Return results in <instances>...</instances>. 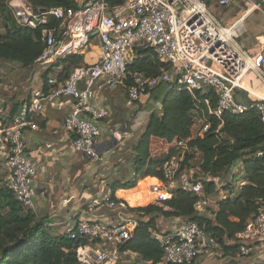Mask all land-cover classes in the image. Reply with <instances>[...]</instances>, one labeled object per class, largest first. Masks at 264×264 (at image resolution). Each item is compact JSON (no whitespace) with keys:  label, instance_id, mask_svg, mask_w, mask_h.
<instances>
[{"label":"built area","instance_id":"1","mask_svg":"<svg viewBox=\"0 0 264 264\" xmlns=\"http://www.w3.org/2000/svg\"><path fill=\"white\" fill-rule=\"evenodd\" d=\"M111 1L115 0H89L78 9L36 10L29 0H8L19 25L41 30L44 48L34 65L47 71L61 57L82 54L94 32L98 31L96 36L100 41V57L95 63L74 68L63 82L47 73L51 88L43 85L35 90L10 124L6 122L7 102L0 98V153L8 171L5 186L28 210L36 207L34 182L38 170L27 152L25 131L38 129L35 118L47 105L72 100L73 110L64 118L65 131L72 135L77 152L97 160V140L103 133L99 123L110 113L106 106L94 103V99L104 87L124 85L129 65L142 47L152 49L167 68L158 76L132 72V83L127 89L130 105L159 85L167 84L169 88L210 95L203 101L208 114L218 119L225 113L239 115L256 111L264 124V97L244 87L250 73L264 83V52L251 54L238 42L244 31L243 21L260 10L264 0H248L245 15L231 26H225L211 10L210 0H123L118 4ZM216 1L217 6L225 8L233 0ZM55 69L61 71L63 65ZM237 90L247 92L252 98L240 99ZM209 128L210 122L205 119L199 135H204ZM177 144L186 149L185 142ZM262 154L264 150L258 152ZM182 160L183 154L165 163L163 178L150 183L141 193V198H149L147 203L133 205L125 197L112 199V195H104L102 201L109 213L95 217L82 211L73 220L67 232L70 239L84 236L90 241L80 255V264H118L124 255L122 246L133 237L143 214L134 209L153 203L168 209L165 202L177 189L199 197L195 205L199 213L208 207L209 199L196 173L192 169L180 171ZM153 234L163 250L162 260L157 264H194L202 256L222 249L206 226L195 220H182L171 233ZM236 238L243 256L252 253L250 243H264V207Z\"/></svg>","mask_w":264,"mask_h":264},{"label":"trees","instance_id":"2","mask_svg":"<svg viewBox=\"0 0 264 264\" xmlns=\"http://www.w3.org/2000/svg\"><path fill=\"white\" fill-rule=\"evenodd\" d=\"M29 1L36 10L81 7L76 0ZM111 2L118 4L123 0ZM43 48L41 30L19 25L8 6V0H0V59L30 68ZM58 65H63V70L57 71L55 67ZM83 65H88L84 63L83 55L70 54L59 58L47 73L50 72L58 82H63L74 68ZM164 68H167V64L161 62L152 49L142 47L129 65V74L122 86L127 92L132 83V72L158 76ZM45 84L47 89L51 88L47 75ZM207 96L210 97L198 92L193 94L185 88H169L161 111L151 114L144 131L131 144L129 161L132 172H129V177L125 181L114 180L113 184L110 183L112 199H117V190L134 188L139 180L149 176L162 179L165 163L183 154L180 171L195 166V175L203 185L205 196L208 199L218 197L221 193L224 196L217 200L218 208L212 212V217L197 211L195 205L198 196L181 189L175 190L173 197L165 202L168 209L156 203L134 209L143 214L140 215L133 237L122 246V251L136 252L150 264L159 263L163 257L162 247L153 234L164 233L158 224L160 218L198 221L220 242L223 251L229 250V241H234L233 247L240 250L237 233L243 231L248 221L264 207V154L258 155V152L263 151L259 147L264 145V124L259 114L256 111L239 115L225 113L218 119L208 114L203 101ZM212 101L215 107V100ZM15 115L10 113L8 116L10 123ZM205 119L210 122V128L201 136L199 130ZM152 138L169 144L168 151L155 155ZM178 142H185L186 149ZM195 157L199 159L198 165H192ZM239 160L243 161V174L242 183L237 186L222 177L227 176ZM216 178L222 179L220 184ZM151 182L150 178L141 181L136 189L120 191V194L140 191ZM101 203L105 207V202ZM88 243L89 239L84 236L70 239L68 234L52 235L46 222L17 202L6 186L0 183V264H80V255Z\"/></svg>","mask_w":264,"mask_h":264},{"label":"crops","instance_id":"3","mask_svg":"<svg viewBox=\"0 0 264 264\" xmlns=\"http://www.w3.org/2000/svg\"><path fill=\"white\" fill-rule=\"evenodd\" d=\"M87 1L89 0H76L80 6L85 5ZM209 6L225 26H231L245 15L249 2L248 0H233L231 6L221 8L217 6L216 0H210ZM242 24L244 35L240 42L238 40L239 44L251 54L259 51L264 52V3H261L260 10L247 16ZM81 55L84 56V63L88 64L95 63L99 59L100 41L97 36L91 38L89 45ZM8 68L14 72H19L23 67L18 63L0 59V80L7 77L6 70ZM30 68L35 70V77L37 76L34 85L30 83L27 85V81L30 79L28 74L19 75L15 78V82L8 86L0 81V98L7 102L8 116L10 113L17 114L30 101L35 90L43 85L46 86L45 75L47 69L40 65H33ZM3 69H5V72L2 71ZM48 74L50 75V72ZM30 80H33V78L31 77ZM115 86L104 87V91L94 99V103L97 105L106 107L111 105V107H108L110 116L99 123L103 133L97 140L99 153L97 160L86 158L77 152L72 145V135L65 131L64 118L73 110L72 100H63L54 105H47L43 113L35 118L38 129H27L24 133L27 152L36 163L38 170V176L34 182L36 207L33 211L46 222L52 235H66L69 228L72 227L73 220L82 211H86V213L95 217L99 214L109 213L101 200L104 195L112 194L111 188L108 183L99 192L95 193L97 172L102 175L106 173V170H118L117 165H119L118 162H121V159L115 156L116 149H126L127 144L131 146L144 131L151 114L157 108L158 111L156 112L161 111L162 104L160 107L155 105L152 96L149 94L142 95L133 106L130 105L127 96L116 89ZM244 87L264 97V83L254 73L247 76ZM236 93L237 97L245 101L252 98L242 90H237ZM141 101L149 104L151 108L144 127V124L137 125L135 120L128 122L127 115L123 116L120 113L123 104L127 109H131L140 105ZM118 108L120 109L119 112H117ZM8 116L6 122L10 123ZM124 123L126 124L123 125ZM154 142H160L170 148L169 144L161 139L152 138V145ZM129 151H131V148ZM164 152L167 151L164 150ZM115 158H118V160L116 161ZM97 164L100 166L99 169ZM234 165L227 175L229 177L228 181H233L234 184L239 186L242 183L243 161L239 160ZM128 170L131 173L132 167L130 166ZM238 172L240 173L237 175ZM7 176L8 171L4 166L3 156L0 153V180L2 183H6ZM116 176L121 180L120 173H117ZM149 178L155 181L158 180L157 177L149 176L141 181H146ZM138 185L135 187H138ZM147 189L148 187L128 194H120V191L129 189H119L115 192V196L125 197L133 205L144 204L149 201V198L146 196L141 198V193ZM223 197L221 193L218 197L212 196L209 198L208 207L201 214L212 217V212L218 208L217 200L219 198L223 199ZM181 221L179 218H160L158 224L164 233H171L175 231ZM228 245L230 246L228 251L221 249L220 251L208 253L199 258L194 264H264V243L260 241L250 243L253 251L249 256L241 255L240 250L233 247L235 245L234 241H229ZM118 264H150V262L143 260L136 252L126 251Z\"/></svg>","mask_w":264,"mask_h":264},{"label":"rangeland","instance_id":"4","mask_svg":"<svg viewBox=\"0 0 264 264\" xmlns=\"http://www.w3.org/2000/svg\"><path fill=\"white\" fill-rule=\"evenodd\" d=\"M243 35L244 34L242 33L240 35V37L238 38L239 42L242 40ZM2 71L5 72V69H3ZM6 72L8 73L7 77L4 80L2 78L0 81H3L2 84H6L7 86L11 85L12 83H14L15 82V78H17L19 75H26V74L29 75L30 79H31V77L33 78V80L28 79L27 85H29V83L32 84V85H34L36 83V77L37 76L35 77L36 72H35V70L33 68L29 69V68L23 67L19 72H14L12 69L8 68L6 70ZM115 88L119 89L121 92H123L124 95L127 96V92H126L125 88L122 85H117V86H115ZM168 89H169V86L167 84H162V85L158 86L153 92H150L148 94L152 96V100L154 101V104L160 107V105L162 104V102H163V100H164V98L166 96V93H167ZM103 91L104 90H102L99 93V95ZM138 104H140V103H138ZM109 106L111 107V105H108V107ZM113 107H115V105H113ZM108 110H109V108H108ZM119 110L120 109L118 108L117 112H119ZM156 111H158V108L156 109ZM150 112H151V108L149 107V104H147L145 102H142L140 105H137V106H135L134 108H131V109H127L126 107H124V104H123V109L120 111V113H122L123 116L127 115V117L129 118V120H127L128 122L130 120H132V121L135 120V123L137 125L144 124L143 127L145 126L146 121L148 120ZM126 123H124L123 125H125ZM128 145L129 144H127V146H125L126 149H122V150H120V148L116 149L117 153L115 154V156H117L119 159H121V162H118L119 165H117V169L118 170H114V171L106 170V173H104L102 175H99L100 173L97 172V187L95 188V193L99 192L100 189L102 187L106 186L108 183H109V186H110V183L113 184L114 180H119V181L125 180L129 176L128 168L131 166V162L129 161L131 152L129 151V149L131 148V146L130 145L128 146ZM168 149L169 148H168L167 145L161 144L160 142H158V143L154 142V144L152 145V151H153V153L155 155L164 154L165 153L164 150L168 151ZM118 158H115V160L117 161ZM96 163H98V162H96ZM197 163H198V159H197V157H195L194 162L192 161V165H195ZM94 164H95V162H94ZM99 168H100V166L98 165V169ZM190 169H192V171L195 172V173L197 172V168L195 166H193ZM117 173H120L121 180L118 178V176H116ZM239 173L240 172H238L237 175ZM37 176H38V174H37ZM36 177H35V179H36ZM228 178H229L228 176H224V175L222 177V179H224V180L226 179L227 181H228ZM222 179H220L219 184L221 183ZM0 183H1V185H3L5 187V184L2 183L1 180H0ZM134 188L136 189L137 187H134ZM129 190H133V189H129Z\"/></svg>","mask_w":264,"mask_h":264},{"label":"water","instance_id":"5","mask_svg":"<svg viewBox=\"0 0 264 264\" xmlns=\"http://www.w3.org/2000/svg\"><path fill=\"white\" fill-rule=\"evenodd\" d=\"M44 10H45V8H44ZM97 34H98V31L94 32V36H96ZM262 136H264V134ZM259 150H264V145L259 147Z\"/></svg>","mask_w":264,"mask_h":264}]
</instances>
